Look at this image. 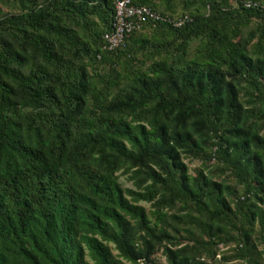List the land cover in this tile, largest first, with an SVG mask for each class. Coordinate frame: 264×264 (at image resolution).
I'll return each instance as SVG.
<instances>
[{
  "label": "trees",
  "instance_id": "1",
  "mask_svg": "<svg viewBox=\"0 0 264 264\" xmlns=\"http://www.w3.org/2000/svg\"><path fill=\"white\" fill-rule=\"evenodd\" d=\"M263 1L0 0V264H264Z\"/></svg>",
  "mask_w": 264,
  "mask_h": 264
},
{
  "label": "built area",
  "instance_id": "2",
  "mask_svg": "<svg viewBox=\"0 0 264 264\" xmlns=\"http://www.w3.org/2000/svg\"><path fill=\"white\" fill-rule=\"evenodd\" d=\"M113 4L114 15L112 30L110 33L103 35L105 48L107 50H114L122 47L125 37L129 33L140 31L142 23L146 18L153 21L154 24L157 22L171 23L174 27H179L184 23V19H170L167 16H161L150 8L131 4L130 0H113ZM252 5L256 4L250 1L244 2L245 7H250ZM261 7L264 8V1Z\"/></svg>",
  "mask_w": 264,
  "mask_h": 264
},
{
  "label": "rangeland",
  "instance_id": "3",
  "mask_svg": "<svg viewBox=\"0 0 264 264\" xmlns=\"http://www.w3.org/2000/svg\"><path fill=\"white\" fill-rule=\"evenodd\" d=\"M4 10V9H3ZM184 162L186 165L189 167L190 173L192 174V171L195 170L196 168L200 167L201 163L198 160H191V159H185ZM119 182L122 185L124 189H133L132 184L126 180L125 176H121L119 178ZM139 205L143 206L147 211L151 210L150 204L140 202ZM112 247V246H111ZM225 251L224 249H221V251L218 253L217 259L221 258L222 252ZM113 254H116V252L113 250ZM162 263L164 262L163 259L161 260ZM165 264V263H163Z\"/></svg>",
  "mask_w": 264,
  "mask_h": 264
}]
</instances>
